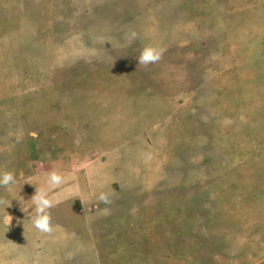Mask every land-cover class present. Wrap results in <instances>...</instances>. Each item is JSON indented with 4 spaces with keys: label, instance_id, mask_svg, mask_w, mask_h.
Segmentation results:
<instances>
[{
    "label": "rangeland",
    "instance_id": "obj_1",
    "mask_svg": "<svg viewBox=\"0 0 264 264\" xmlns=\"http://www.w3.org/2000/svg\"><path fill=\"white\" fill-rule=\"evenodd\" d=\"M4 170L0 264H264V0H0Z\"/></svg>",
    "mask_w": 264,
    "mask_h": 264
},
{
    "label": "clouds",
    "instance_id": "obj_2",
    "mask_svg": "<svg viewBox=\"0 0 264 264\" xmlns=\"http://www.w3.org/2000/svg\"><path fill=\"white\" fill-rule=\"evenodd\" d=\"M136 34L132 33V38L135 39ZM165 49L156 46H145L141 52L138 59V65H143L147 67L150 64L159 62L164 53ZM63 176L56 170H52L48 174V183L50 186H59L63 183ZM17 182L16 174L12 170H4L0 172V187L10 188L11 185H15ZM32 202L35 206V216L33 218L34 227L41 233L52 234L60 226L54 225L52 223L51 209L56 205L49 197V193L44 188H38L35 194L31 197ZM97 199L105 204H110V194L106 192H101ZM0 204L5 207H10V201H5L0 199ZM13 217L8 215V220L11 222Z\"/></svg>",
    "mask_w": 264,
    "mask_h": 264
}]
</instances>
